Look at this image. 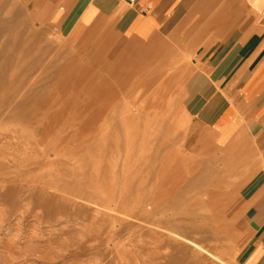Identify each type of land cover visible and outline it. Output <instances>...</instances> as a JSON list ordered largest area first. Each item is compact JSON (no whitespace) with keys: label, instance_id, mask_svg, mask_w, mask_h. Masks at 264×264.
<instances>
[{"label":"rangeland","instance_id":"rangeland-1","mask_svg":"<svg viewBox=\"0 0 264 264\" xmlns=\"http://www.w3.org/2000/svg\"><path fill=\"white\" fill-rule=\"evenodd\" d=\"M69 36L0 0V264L256 261L262 128L214 143L196 47Z\"/></svg>","mask_w":264,"mask_h":264},{"label":"crops","instance_id":"crops-1","mask_svg":"<svg viewBox=\"0 0 264 264\" xmlns=\"http://www.w3.org/2000/svg\"><path fill=\"white\" fill-rule=\"evenodd\" d=\"M29 1L71 39L117 30L136 43L189 42L211 74L203 121L214 143H232L245 129L262 128L264 137V0ZM256 259L252 264H264V252Z\"/></svg>","mask_w":264,"mask_h":264},{"label":"built area","instance_id":"built-area-1","mask_svg":"<svg viewBox=\"0 0 264 264\" xmlns=\"http://www.w3.org/2000/svg\"><path fill=\"white\" fill-rule=\"evenodd\" d=\"M135 0H130V2H134Z\"/></svg>","mask_w":264,"mask_h":264},{"label":"bare ground","instance_id":"bare-ground-1","mask_svg":"<svg viewBox=\"0 0 264 264\" xmlns=\"http://www.w3.org/2000/svg\"><path fill=\"white\" fill-rule=\"evenodd\" d=\"M212 229V228H211Z\"/></svg>","mask_w":264,"mask_h":264}]
</instances>
